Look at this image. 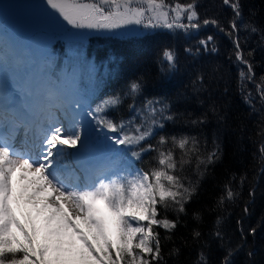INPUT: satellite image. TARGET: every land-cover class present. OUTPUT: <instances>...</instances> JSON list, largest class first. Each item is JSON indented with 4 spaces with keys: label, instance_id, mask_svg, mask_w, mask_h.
<instances>
[{
    "label": "snow or ice",
    "instance_id": "1",
    "mask_svg": "<svg viewBox=\"0 0 264 264\" xmlns=\"http://www.w3.org/2000/svg\"><path fill=\"white\" fill-rule=\"evenodd\" d=\"M44 2L66 29L70 25L78 30H122L127 35L130 26H138L145 34L167 30L186 38L212 29L233 45L230 59L234 58L238 69L242 99L254 111L257 100L264 108V75L257 76L254 62L257 49L264 52V26L245 17L242 0H222L231 10L227 25L207 15L201 0ZM242 32L248 34L244 39ZM252 34L259 36L255 48L248 47ZM49 44L22 59L19 49L6 43L0 34V77L11 75L22 91L19 104L0 96V264H166L158 229L169 233L166 239H171L181 224L179 217L187 214L186 205L197 192V186L178 173L195 156L196 168L203 177L201 166L206 171L220 160L222 152L217 139L205 155L198 137L161 133L181 118L192 126L206 125L211 119L218 123L226 120L223 105L212 98L216 69L196 77L195 92L207 94L198 100L207 105L199 115L174 112L168 104L157 107L160 102L152 100L137 107L135 97L143 90L140 81H132L127 93L107 97L93 108L66 88V79L55 75ZM197 44L195 53L219 50L213 34L198 39ZM185 51L194 54L191 47ZM163 56L167 70H174L176 51L168 48ZM126 96L133 98L128 108L135 115L110 119L107 111L122 107ZM21 129L30 141L26 151L14 143ZM94 136L107 148L106 162L99 167L94 166L89 153ZM257 136L256 160L259 173L264 175V115ZM177 148L181 150L179 158ZM150 152L156 153V165L148 170L136 168L135 163ZM70 157L77 161L89 157L88 164L97 173L93 184L79 182ZM245 179L241 176L240 183ZM254 195L255 188L250 197ZM238 196L229 182L218 204ZM169 210L176 219L168 217ZM244 211H248L247 206ZM216 223L219 225L220 220ZM250 233L255 235L256 229ZM210 235L225 250L220 264H235L233 257L243 245L229 247L218 227ZM192 241L199 245L193 264H211L206 251L209 245L200 231L193 230ZM179 251L173 249L175 254ZM248 255H253L251 250Z\"/></svg>",
    "mask_w": 264,
    "mask_h": 264
},
{
    "label": "trees",
    "instance_id": "2",
    "mask_svg": "<svg viewBox=\"0 0 264 264\" xmlns=\"http://www.w3.org/2000/svg\"><path fill=\"white\" fill-rule=\"evenodd\" d=\"M15 1L9 0V6L1 8L0 13V34L9 44L10 37H17V43L22 49H26L24 39L29 28L32 27V18L25 20V25L18 24L13 10H16ZM22 0V6L18 9L22 14L23 10L29 11ZM244 15L253 19L258 26H264V0H242ZM207 15L220 19L221 23L227 25L231 17V10L223 6L222 0H201ZM47 9L46 5L38 8V13ZM250 12L255 15L251 16ZM28 17V16H25ZM68 32L71 26H67ZM101 36L93 39L91 55H98L92 59L98 73L103 69L107 72L118 68V74L112 79L111 85L105 87L102 93L96 98L99 104L105 98L127 93L128 86L132 81L143 83L142 93L135 97L137 107L143 106L147 101H159L161 104H168L172 111L177 113L191 112L199 115L204 112L207 105H201L198 100L205 99L207 94H197L195 88L198 86L196 77L201 72L215 71V79L212 85V98L218 105H223V112L226 115L224 122H217L211 119L203 126H192L177 119L169 123L164 129V135L180 137L183 135L195 136L201 140L202 152L213 148V140L217 139L221 146V158L214 165L205 171L201 166L199 171H204L200 177L196 168V159L193 156L190 164L184 166L183 172L178 173L187 177L197 186V192L192 201L186 205L187 214L179 217L181 224L171 234V239H166L169 233L158 229L162 241V254L166 264H193L197 257L199 245L193 243L192 232L198 230L202 233V239L208 242L206 251L209 253L211 264H220L224 257L225 250L220 242L211 237L217 227L224 232L228 246L235 248L243 245L241 250L233 257L235 264H264V175L259 173V164L256 142H258V130L261 123V116L264 115V108L258 100L255 102V111L250 108L242 99L239 91L238 69L234 58L230 59L233 53V45L227 37L207 29L190 38L167 30H156L144 37L137 36L133 39H116L115 35L101 33ZM207 34L216 36L218 52H205L201 50L195 53L199 47L197 40ZM248 35L241 33V39ZM259 36L252 34L248 36V47L255 48ZM193 48L194 54L185 51L186 48ZM74 49V52L71 49ZM172 48L178 55V63L174 70H167L168 65L163 53L166 49ZM71 56H76L78 61L81 57V50L75 45L69 46ZM124 57V58H123ZM25 58V57H23ZM22 58V59H23ZM257 76L264 75V52L257 49L254 57ZM100 80V79H99ZM249 88L253 86L248 85ZM227 90V91H225ZM133 103V98L126 96L124 104L117 110L109 109L107 115L110 119H128L135 115L129 111L128 105ZM155 143V140L151 141ZM206 142V144H205ZM254 153L256 154L254 156ZM176 156L179 158L180 149H176ZM155 152L143 156L141 161L135 163L136 168L148 170L156 165ZM245 176V182L240 183V177ZM231 182L233 190L239 193L234 201H226L223 205L218 200L224 190L225 184ZM255 188L254 197H250L251 190ZM248 211L245 212V207ZM170 219H176V214L169 210L167 213ZM199 214V219L196 215ZM217 219L220 220L217 225ZM243 229V233L241 232ZM255 228V235L250 230ZM187 241V243H185ZM173 249H179V254L173 253ZM253 255L249 256L248 252Z\"/></svg>",
    "mask_w": 264,
    "mask_h": 264
},
{
    "label": "rangeland",
    "instance_id": "3",
    "mask_svg": "<svg viewBox=\"0 0 264 264\" xmlns=\"http://www.w3.org/2000/svg\"><path fill=\"white\" fill-rule=\"evenodd\" d=\"M8 1L9 0H0V3H2L1 4V7H3L4 9L6 8V6H9V3H8ZM21 1L20 0H18V1H15L14 2V4H19ZM29 3V4H28ZM28 5H27V8H28V10H31L32 9V7H34L35 5H46L45 4V2H44V0H28ZM17 6V5H16ZM15 18H21V19H23V20H25L24 19V16H22V15H19V14H16V16H15ZM43 44V46H45L47 43L46 42H43L42 43ZM39 50H40V48H39ZM56 57V55H54L53 56V58H55ZM84 57V56H83ZM83 59H87V58H83ZM77 73V75H78V78H79V80H80V82L82 83V85L85 87V88H87V90L91 93V85H90V80H91V77L90 76H87V75H85L84 73H82L81 71H77L76 72ZM12 79H14L11 75H8V76H5V80H11L12 81ZM69 83H70V86H73L74 87V89H75V84H74V81L70 78L69 79ZM74 92L79 96V94L74 90ZM80 97V96H79ZM100 136H101V139H102V137H103V133H100ZM89 143H92V145H91V149H93V147H94V144H98L99 145V143H97L96 142V140H95V136L93 137V140L92 141H90ZM81 184H83V185H88V184H85V183H81Z\"/></svg>",
    "mask_w": 264,
    "mask_h": 264
},
{
    "label": "bare ground",
    "instance_id": "4",
    "mask_svg": "<svg viewBox=\"0 0 264 264\" xmlns=\"http://www.w3.org/2000/svg\"><path fill=\"white\" fill-rule=\"evenodd\" d=\"M98 150H101V152H102V157H104L105 156V154H106V152H107V149H105V148H97Z\"/></svg>",
    "mask_w": 264,
    "mask_h": 264
}]
</instances>
